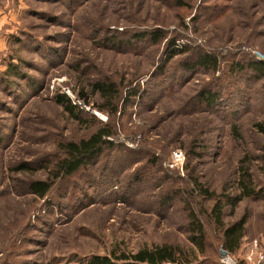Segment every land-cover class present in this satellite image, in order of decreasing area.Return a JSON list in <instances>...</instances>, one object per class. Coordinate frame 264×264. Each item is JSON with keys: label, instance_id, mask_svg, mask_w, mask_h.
Returning <instances> with one entry per match:
<instances>
[{"label": "rangeland", "instance_id": "rangeland-1", "mask_svg": "<svg viewBox=\"0 0 264 264\" xmlns=\"http://www.w3.org/2000/svg\"><path fill=\"white\" fill-rule=\"evenodd\" d=\"M16 26L0 53V264H87L160 244L191 264H219L214 199L194 182L224 203L244 170L261 194L224 203L222 220L244 218L238 260L264 252V135L255 128L264 83L250 66L264 60V0H21ZM172 38L191 45L166 63ZM207 53L216 67L195 64ZM10 64L20 76L4 73ZM62 89L85 105H76L83 122L55 102ZM208 90L211 106L200 99ZM106 123L112 147L58 174L64 144ZM174 148L181 171L168 165ZM20 163L29 168L14 171ZM36 180L50 183L43 198L29 190ZM190 211L204 227L201 251Z\"/></svg>", "mask_w": 264, "mask_h": 264}, {"label": "trees", "instance_id": "trees-1", "mask_svg": "<svg viewBox=\"0 0 264 264\" xmlns=\"http://www.w3.org/2000/svg\"><path fill=\"white\" fill-rule=\"evenodd\" d=\"M152 40L156 42L162 38V32L157 31L153 33ZM178 38H172L168 41L167 47L168 50L164 57V62H169L174 57L183 52L187 51L188 45L191 44H177ZM200 66L213 68L217 66V58L216 56L212 55L211 53H207L206 55L199 56L195 61V64ZM251 68H253V72H255L259 78L263 79L264 83V60L261 59L259 56L255 57L253 62L250 63ZM236 70L240 71L243 70V66L235 64ZM187 64L185 65V67ZM189 68L192 66H188ZM15 65L10 64L8 68H6L5 72L10 71L16 77L20 76L19 72L15 70ZM3 75V74H2ZM93 90L96 92H100V94L105 95L107 92H113L112 88L109 86H102L95 84L92 86ZM82 95V94H81ZM105 97V96H104ZM216 94L212 93V91L208 90L203 93L201 100H204V103L208 106L213 104V101L216 99ZM107 98L111 97L107 96ZM56 103L63 106V108L73 117L76 118L77 121L83 122V118L79 116V111L76 109V105H74L71 100L68 98L67 95L58 91L56 96L54 97ZM100 110H104L102 107ZM83 119V120H81ZM255 128L258 132L264 135V122L256 123ZM113 136L112 129L110 128L109 124H104L99 126L93 133H91L88 137L80 139L78 142H68L64 144V150L67 153L66 158H63L59 161L57 166V173L62 174V176L68 177L73 174L75 171L78 170L80 166L86 165L87 163L91 162L92 160H96L99 156L101 150L104 148H111L113 140L111 139ZM262 172L264 175V155L262 156ZM28 165L25 163H20L18 166L13 168L14 171L20 169H28ZM247 170H244L240 174V177L237 180V189L239 194L237 196H227L225 197V204H229L231 208H233L238 201H240L243 197H252L258 192L254 190L252 184L250 182V175L244 176V173ZM50 189V183L48 181L43 180H36L29 184V190L32 194L38 196L39 198H43ZM199 191L200 195L203 198H213L214 203L209 210V215L212 218L215 226L220 229L222 233V243L219 254L221 251L225 252H235L240 245L241 239L244 236V218L224 226L222 220V207H223V200L219 195H215L212 192L203 189L200 184L194 182L193 191ZM264 198V192H262ZM189 239L192 243H194L201 251V247L204 242V227L201 221L196 217L193 212H189ZM182 252H180L175 246L170 244H160L154 245L151 247H142L138 249L136 252L131 254L122 253L119 255L113 254V258H110L107 255L99 256L94 255L92 256L87 264H191L188 261H185L182 258ZM219 257V255H218ZM116 261V262H114Z\"/></svg>", "mask_w": 264, "mask_h": 264}, {"label": "crops", "instance_id": "crops-1", "mask_svg": "<svg viewBox=\"0 0 264 264\" xmlns=\"http://www.w3.org/2000/svg\"><path fill=\"white\" fill-rule=\"evenodd\" d=\"M20 8L21 0H0V53L5 49L10 35L16 32L17 16ZM261 253L264 254L262 250ZM246 256L242 260L243 264H257V260L259 259L258 255L250 256L246 254ZM253 259H255L254 262H252Z\"/></svg>", "mask_w": 264, "mask_h": 264}, {"label": "built area", "instance_id": "built-area-1", "mask_svg": "<svg viewBox=\"0 0 264 264\" xmlns=\"http://www.w3.org/2000/svg\"><path fill=\"white\" fill-rule=\"evenodd\" d=\"M259 55V54H258ZM52 83L54 84V82L52 81ZM51 84V86L53 85ZM62 93H64L65 95L68 96V98L71 100V102L74 105H79V106H84V104L81 103L80 100L76 99L68 89H62ZM95 114H98L96 112H93ZM184 161V152L180 149V148H174L173 150H171L170 155H169V162L168 165L169 167H176V168H180V171L182 169V163ZM250 256L252 255H258L259 259L257 260V264H264V254L261 253L260 249L258 247H254L250 253ZM218 262L219 264H242V262L240 260H238V258L233 254V253H229V252H225L224 254H219L218 257Z\"/></svg>", "mask_w": 264, "mask_h": 264}, {"label": "water", "instance_id": "water-1", "mask_svg": "<svg viewBox=\"0 0 264 264\" xmlns=\"http://www.w3.org/2000/svg\"><path fill=\"white\" fill-rule=\"evenodd\" d=\"M225 253V251H221V254H224Z\"/></svg>", "mask_w": 264, "mask_h": 264}]
</instances>
